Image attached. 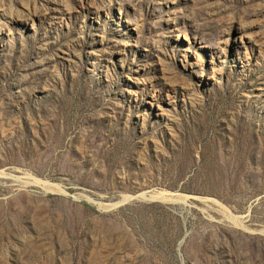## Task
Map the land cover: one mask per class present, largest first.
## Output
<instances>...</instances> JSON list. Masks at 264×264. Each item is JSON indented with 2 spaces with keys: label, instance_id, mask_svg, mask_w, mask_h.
I'll return each instance as SVG.
<instances>
[{
  "label": "rangeland",
  "instance_id": "374dc122",
  "mask_svg": "<svg viewBox=\"0 0 264 264\" xmlns=\"http://www.w3.org/2000/svg\"><path fill=\"white\" fill-rule=\"evenodd\" d=\"M262 230L264 0H0V264H264Z\"/></svg>",
  "mask_w": 264,
  "mask_h": 264
},
{
  "label": "bare ground",
  "instance_id": "6f19581e",
  "mask_svg": "<svg viewBox=\"0 0 264 264\" xmlns=\"http://www.w3.org/2000/svg\"><path fill=\"white\" fill-rule=\"evenodd\" d=\"M233 221H235V218H232Z\"/></svg>",
  "mask_w": 264,
  "mask_h": 264
},
{
  "label": "water",
  "instance_id": "95a60500",
  "mask_svg": "<svg viewBox=\"0 0 264 264\" xmlns=\"http://www.w3.org/2000/svg\"><path fill=\"white\" fill-rule=\"evenodd\" d=\"M264 234V230L261 231Z\"/></svg>",
  "mask_w": 264,
  "mask_h": 264
}]
</instances>
